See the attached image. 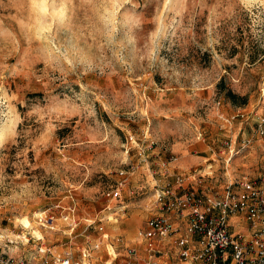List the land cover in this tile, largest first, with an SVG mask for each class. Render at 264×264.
I'll return each instance as SVG.
<instances>
[{
	"label": "rangeland",
	"instance_id": "obj_1",
	"mask_svg": "<svg viewBox=\"0 0 264 264\" xmlns=\"http://www.w3.org/2000/svg\"><path fill=\"white\" fill-rule=\"evenodd\" d=\"M263 118L264 0H0V234L25 264L125 255L178 176L259 175Z\"/></svg>",
	"mask_w": 264,
	"mask_h": 264
},
{
	"label": "built area",
	"instance_id": "obj_2",
	"mask_svg": "<svg viewBox=\"0 0 264 264\" xmlns=\"http://www.w3.org/2000/svg\"><path fill=\"white\" fill-rule=\"evenodd\" d=\"M259 132L264 135V118ZM209 174L204 175L210 178ZM205 176L194 177L192 186L184 175L176 184L155 186L152 198L158 212L148 218L137 243L124 245L125 255L108 251L104 264H264V171L229 181L220 192L203 184ZM73 224L72 231L76 221ZM9 243L17 242L0 234V264H25L10 254ZM99 245L85 246L79 257L46 243L38 252L45 264H96Z\"/></svg>",
	"mask_w": 264,
	"mask_h": 264
},
{
	"label": "crops",
	"instance_id": "obj_3",
	"mask_svg": "<svg viewBox=\"0 0 264 264\" xmlns=\"http://www.w3.org/2000/svg\"><path fill=\"white\" fill-rule=\"evenodd\" d=\"M183 166L188 169L191 166L189 160H186L185 162H183ZM193 184L196 185V182H193ZM137 218H138V216H137ZM127 232L129 234H133L134 231L132 232V231H130V229H127ZM15 251H17V250H15ZM107 255L104 256L102 254H97L96 253V257L94 258L95 263L96 264H104L105 260L108 258ZM122 260H123V258H122ZM39 264H45V263H39ZM48 264H56V263L49 262ZM177 264H182V263L180 261H177Z\"/></svg>",
	"mask_w": 264,
	"mask_h": 264
},
{
	"label": "trees",
	"instance_id": "obj_4",
	"mask_svg": "<svg viewBox=\"0 0 264 264\" xmlns=\"http://www.w3.org/2000/svg\"><path fill=\"white\" fill-rule=\"evenodd\" d=\"M228 96L233 100L234 103L237 104H246L247 103V98L245 96H241L232 90L228 91Z\"/></svg>",
	"mask_w": 264,
	"mask_h": 264
},
{
	"label": "bare ground",
	"instance_id": "obj_5",
	"mask_svg": "<svg viewBox=\"0 0 264 264\" xmlns=\"http://www.w3.org/2000/svg\"><path fill=\"white\" fill-rule=\"evenodd\" d=\"M14 127H15V120L13 119L9 124V128H14Z\"/></svg>",
	"mask_w": 264,
	"mask_h": 264
}]
</instances>
